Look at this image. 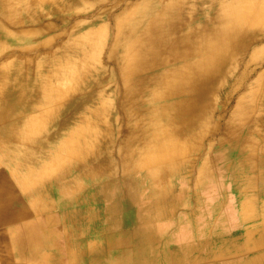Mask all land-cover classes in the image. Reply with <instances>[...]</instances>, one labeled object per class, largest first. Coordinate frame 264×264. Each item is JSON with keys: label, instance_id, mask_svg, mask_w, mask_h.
<instances>
[{"label": "bare ground", "instance_id": "obj_1", "mask_svg": "<svg viewBox=\"0 0 264 264\" xmlns=\"http://www.w3.org/2000/svg\"><path fill=\"white\" fill-rule=\"evenodd\" d=\"M69 12L77 17H65ZM22 42L32 43L8 49ZM102 56L115 68L107 82ZM236 97L235 110L225 119ZM17 114L27 115L18 136L27 141L47 126H72L55 153L40 151L50 161L37 170L16 160L13 170L25 173L18 180L23 191L42 200L58 176L74 170L93 182L102 175L111 179L119 166L131 176L147 173L159 195L153 203L174 207L173 178L191 191H222L228 178L242 206L240 225L259 222L245 227L239 241L222 237L219 227L206 229L201 247L211 242L216 247L203 259L264 264V179L261 201L253 195L247 199L258 192L257 173L264 178V137L258 131L264 121V0H0V147L17 127ZM114 125L122 135L118 164L96 159L90 165L89 159L105 150ZM218 136L219 149H214L209 142ZM206 142V159L192 184L193 166L186 160L201 155ZM225 161L227 166L211 171ZM164 174L171 177L164 180ZM224 195L216 205L222 207ZM196 196L193 203L201 204ZM137 202L128 197L114 202L112 210H136ZM249 204L260 213L247 211ZM168 216L176 217L172 211ZM200 245L190 244L188 263L200 259ZM178 251L168 256L170 264H183V249Z\"/></svg>", "mask_w": 264, "mask_h": 264}, {"label": "rangeland", "instance_id": "obj_2", "mask_svg": "<svg viewBox=\"0 0 264 264\" xmlns=\"http://www.w3.org/2000/svg\"><path fill=\"white\" fill-rule=\"evenodd\" d=\"M65 17L75 18L77 15L74 12H69ZM31 43L32 42H29V44L27 42H22L21 45H12V47L8 49H10V51H14V49L22 50ZM101 63L104 71V81L107 82L111 74L114 75L115 68L108 65L103 56ZM236 99L237 97L229 107L225 119H228L235 110ZM17 121V127L10 133L11 138L0 147V166L20 180L25 176V173L13 170L16 160H20L22 163L26 160L27 163L35 165V169L37 170L36 166L40 165V163L43 164L50 161L48 159H42L43 156L41 152L45 149L47 151L49 150V153H55L63 135L70 131L72 126H66L63 130H57L52 126H47L30 139V141H27L26 138L22 139L21 136L18 137L21 133L19 130L22 129L23 131L26 127L27 115H25L24 119L23 114H17ZM118 126L119 125L112 126L110 131L111 140H108L104 145L105 150L102 154L97 153V156L89 159L90 165H92V163L95 165L96 159L108 160L113 162V165L118 164V159L121 157L120 149L122 141V135L119 132L120 126ZM258 131L260 135L264 137V121L260 128H258ZM48 134L49 138L47 137ZM220 137L222 136L210 139L209 143L214 146V149H219V144L217 143ZM39 143H41L42 146L36 148V145L39 146ZM208 145V142L204 143L203 153L201 155H189L187 157V163L191 162L193 166L194 173L192 174L194 176L192 177L193 179H191L192 184L198 180V169L202 164L201 161L206 159L205 156ZM87 147L90 152H95L96 150L93 145ZM33 148H36V150ZM23 154L26 155L27 159H25V155ZM227 164H229L228 161L217 162L214 164V167L211 168V171L214 172L220 167L227 166ZM125 165L128 164L125 163ZM114 170L117 173L115 172L111 179L102 175L100 179H94L93 182L80 178L79 172L74 170H72L66 178L58 176L53 185H49L50 194L48 195V200H46L48 205L43 209L41 208L43 205L40 204V211L37 213L35 212L34 218L36 226L34 229L35 241L33 256H31L32 254L30 252L26 254L25 250L22 249L21 242L22 240L25 241V235L19 233L16 238L12 237L13 240H18V242L15 240V245H18V252L15 251V245L14 248H12L13 245H11L10 249H6V244L4 242L0 244V264H165L167 259L165 257L166 252L178 253V250L193 244V242L205 240V236H202V234L206 229L213 231L215 228L218 229L219 227V231H222V237L226 238L228 236L235 241H239L244 235L243 230L245 227L257 225L259 222L254 219L252 224L240 225L239 211L242 210V206L238 203L239 198L234 186L230 185L231 180L226 178L229 177L228 174H220L226 178L222 191L209 187L191 191L188 185L181 189V178H173V180L175 179L173 186H175L174 189L176 194L173 193L171 198L177 201V204L173 207L153 203V200L159 195L154 189L152 190V187L150 188V177L147 173H138L136 176H131L121 173V168H119V166H115ZM55 176L56 175L52 176L50 181L53 180ZM162 177L165 180V178L167 179L171 177V175L168 176L164 174ZM142 178L144 179V183H142ZM257 178L258 192L250 193L248 195L249 197L247 196L249 201H252V195L255 197L257 196L259 201L262 199V183L264 178L258 177V173ZM240 179L241 176L235 175V182H239ZM132 180L133 183L135 182L134 184H136L135 187H127V184ZM109 182L112 183L110 184ZM65 183L67 184V188L64 193L62 189ZM105 183L108 184L106 189ZM77 184L81 187V191L74 193L73 188L76 187ZM44 185L46 186L47 183L44 182ZM123 185L126 187L119 189L120 187L122 188ZM103 188L107 190H104V193H102ZM184 190L186 191L185 193ZM194 194L197 195L196 197L201 201V204L193 203L195 199ZM222 194H225L223 196L225 202L222 207H220L216 205V203ZM34 196L36 199H40V196L37 194H34ZM128 197L138 199L137 205L141 204L138 209L133 207L136 210L130 209L128 212H125V210H112L114 202H123V200ZM187 200L191 204H185ZM252 206L253 205L249 204L247 206L249 208L244 207L243 209L245 210L246 208V210L248 209L247 211L250 210L249 212L253 215L255 212V215L259 214V207L255 205L254 207ZM85 209L87 210L85 211ZM171 211L176 217L173 220H168V217L171 216H168ZM110 216L111 220H108ZM144 216H146V220L142 221ZM219 217H221V219H219ZM144 225L147 227L152 226L156 229L158 234H147L143 236L136 235L138 233H133ZM127 232L131 234L129 237L124 239H119L120 237L114 238V248H109V246L112 245L110 238L113 235ZM118 239L122 242L117 241ZM148 240L153 243V245L151 244L152 247L150 250L147 248ZM211 250L212 249H210V251ZM99 252L104 254L101 255ZM237 263L238 260H227L224 262L221 260L215 261L213 259L210 260L208 264Z\"/></svg>", "mask_w": 264, "mask_h": 264}, {"label": "crops", "instance_id": "obj_3", "mask_svg": "<svg viewBox=\"0 0 264 264\" xmlns=\"http://www.w3.org/2000/svg\"><path fill=\"white\" fill-rule=\"evenodd\" d=\"M20 189V190H19ZM41 197V196H40ZM35 200L34 197V192H25L19 186L18 183V178L14 175H11L7 170L1 168L0 166V244H3V242L6 244V249H10L11 245L12 248H14L15 245V240L12 239L16 238L17 234H23L25 235V241L22 240L21 245L22 249L25 250L26 254L30 252L33 256V251H34V229H35V207L33 205ZM43 200V201H42ZM39 199L38 202L36 203L37 206L39 207L40 204L43 205H48V196L43 193V198ZM141 205V204H139ZM38 210V209H37ZM126 212V211H125ZM111 220V216L108 217V220ZM113 219V217H112ZM152 226L147 227L144 225L141 228H138L137 231H134L133 233H138V235H147V234H154L157 235L158 232L156 231ZM131 234L130 233H121V234H116L113 235L110 238V241H112V245L109 246V248H114V238H119V239H124L126 237H129ZM174 235V233H173ZM117 241H121V240ZM116 241V242H117ZM124 241V240H123ZM18 242V240H17ZM122 242V241H121ZM152 241L148 240L147 243V248L150 250L151 249V243ZM10 243V245H9ZM203 244L202 241H197L193 243V247L195 248L196 246ZM18 246V245H17ZM15 245V251L18 252V248ZM216 245L214 243L206 244L205 246L201 245L197 249V254L200 257V259H197L195 263H188L187 262V257H189V253H187V250L191 248V246H187L183 249V255L184 260L183 264H208L206 262L205 255L210 252V249L214 250ZM101 253L103 255L104 253ZM180 253V252H179ZM166 263L168 262V256H173L175 257L177 255L176 252H166Z\"/></svg>", "mask_w": 264, "mask_h": 264}]
</instances>
